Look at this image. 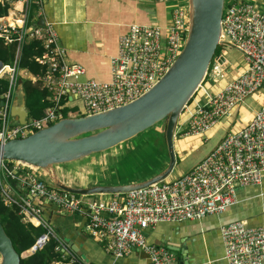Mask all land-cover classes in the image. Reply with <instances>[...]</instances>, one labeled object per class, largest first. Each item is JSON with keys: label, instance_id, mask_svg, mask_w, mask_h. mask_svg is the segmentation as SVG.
I'll return each instance as SVG.
<instances>
[{"label": "built area", "instance_id": "1", "mask_svg": "<svg viewBox=\"0 0 264 264\" xmlns=\"http://www.w3.org/2000/svg\"><path fill=\"white\" fill-rule=\"evenodd\" d=\"M4 1L9 4L7 16H11L13 23L0 19V38L4 44L16 42V55L11 64H4L0 70V78L8 81L6 92L0 96V143L26 137L55 123L64 118V109H76L74 116H87L134 101L148 92L176 59L189 26L188 4L173 7L166 25L130 23L119 37L116 55L109 59V80L99 81L85 77L82 65L67 61L53 23L42 18L43 24L37 22L44 0ZM33 4L37 10L31 19ZM221 38L241 50L247 66L220 91L194 106L183 126L184 135H204L246 98L264 92V3L229 0L224 4ZM30 39L40 40L45 51L34 57L42 67L41 74L27 72V79L47 91L48 106L42 116L28 114L19 123L10 115V107L22 81V69L18 67L20 47ZM219 59L216 56L211 61L205 79L216 81L224 76ZM80 77L85 80L79 81ZM263 175L264 94L259 109L242 129L228 132L207 155L174 179L112 194L109 199L83 202L82 195L50 184L40 168L0 159V200L6 206H17L23 223L45 229L31 251L42 249L50 237L58 242L56 250L61 257L53 264L88 263L54 231L44 216V204L62 212L84 213L85 228L96 240L106 242L105 248L113 257L136 249L146 255L150 264H177L168 247L147 241L145 230L158 223L221 215L237 202V186L259 185ZM220 234L227 264H264V226L232 221L220 227Z\"/></svg>", "mask_w": 264, "mask_h": 264}, {"label": "crops", "instance_id": "2", "mask_svg": "<svg viewBox=\"0 0 264 264\" xmlns=\"http://www.w3.org/2000/svg\"><path fill=\"white\" fill-rule=\"evenodd\" d=\"M249 1L255 4L264 3V0ZM187 4V0H44L37 22L41 23L40 18H42L45 22L53 23L59 37V44L66 50L67 61L82 65L86 71L85 77L107 81L110 78L109 59L116 55L119 37L127 30L130 23L156 22L159 24L160 21L162 23L160 25H166L169 22L167 15H170V9L177 5ZM7 18L8 16H4L0 19L6 21ZM224 48H221L216 56L224 57V61L221 62L224 76L220 79L226 78V80L208 87L206 84L208 79H204L183 109L177 121L175 138H173L175 160L177 161V157L182 162L184 157L190 153L184 144L185 139L198 141V138H201L208 141L209 138H213L214 142L208 149L199 152L189 165L179 169L171 179L187 172L228 132H237L242 129L260 107L263 91L246 98L234 112L222 117L204 135L198 137L182 133L183 126L194 106L220 91L227 82L243 72L247 66L242 53L235 49L240 52V58L243 60L240 63L241 67L228 75L231 65L222 52ZM28 75L25 70H22V79H27ZM17 90L18 93L14 95L13 100L21 103L22 87H18ZM200 144L195 143L196 150L203 146V143ZM93 155L71 163H64L67 167L66 172L57 171L54 167L55 172L62 181L71 186L113 185V182H104L103 177L98 176L96 164L100 163L101 159L91 157ZM92 163H95L94 166ZM167 163L168 156L160 155L159 168L155 172L145 178H133L115 184L132 183L152 177L164 169ZM88 166L95 174L87 178L89 171L86 170L85 177L76 176L77 172L80 174ZM235 192L237 202L221 215H209L200 220H186L179 223H158L145 230L147 241L156 245H164L166 248H173L176 261L181 260L188 264H227L223 255L220 227L232 221H244L249 225L264 226V175L259 185L237 186ZM95 196L98 200H105L111 198L112 194H95ZM44 213L65 245L69 247L68 241L75 245L81 255L74 253L88 264H150L146 255L136 249L122 257H113L105 248L106 242L96 240L85 228L86 217L82 212H62L53 206L44 204Z\"/></svg>", "mask_w": 264, "mask_h": 264}, {"label": "water", "instance_id": "3", "mask_svg": "<svg viewBox=\"0 0 264 264\" xmlns=\"http://www.w3.org/2000/svg\"><path fill=\"white\" fill-rule=\"evenodd\" d=\"M187 3L189 26L183 49L148 92L126 105L94 115L64 117L26 137L0 143V159L40 168L50 184L76 195L127 193L166 179L176 161L173 138L178 118L205 79L211 61L216 58V49L230 46L241 52L221 38L224 0H187ZM40 21L43 24L41 18ZM218 61H224V57ZM3 65L0 60V70ZM19 87H22L21 80ZM21 95V103L14 100L10 107V115L19 123H23L29 114L23 91ZM161 121H165L163 136L168 163L152 177L126 184L77 187L66 184L55 172V165L111 149ZM68 246L81 255L69 241ZM32 247L30 252H33ZM168 248L174 252L173 248ZM23 256L14 249L0 219V264H20ZM177 264L188 263L177 260Z\"/></svg>", "mask_w": 264, "mask_h": 264}, {"label": "trees", "instance_id": "4", "mask_svg": "<svg viewBox=\"0 0 264 264\" xmlns=\"http://www.w3.org/2000/svg\"><path fill=\"white\" fill-rule=\"evenodd\" d=\"M8 9L9 4L4 0H0V18L7 16ZM36 10L37 5L33 4L29 15L31 19L34 17ZM12 23L13 21L11 20V24ZM44 51L45 49L40 40H24L18 54V67L33 75L41 74L42 67L35 62L34 57L40 56ZM220 51L221 46H218L216 55L219 54ZM15 55L16 42L4 44V39L0 38V60L3 61L4 64H11L14 61ZM7 87L8 81L5 78H0V96L6 92ZM22 91L24 93L25 105L29 115L35 118L42 116L45 108L48 106V101L45 99L48 94L47 91L41 89L39 83H32L29 79H22ZM62 112L64 117H73L75 113L67 109L62 110ZM165 151L167 154L166 146ZM0 219L4 231L10 237L12 245L19 255L30 249L36 239L46 232L41 226L23 223L19 215L18 207L6 206L1 200ZM54 231L56 232L55 229ZM56 233L58 235V232ZM57 246L58 242L50 237L42 249L20 257V264H53L54 261L59 260L61 257V252L56 250Z\"/></svg>", "mask_w": 264, "mask_h": 264}, {"label": "rangeland", "instance_id": "5", "mask_svg": "<svg viewBox=\"0 0 264 264\" xmlns=\"http://www.w3.org/2000/svg\"><path fill=\"white\" fill-rule=\"evenodd\" d=\"M228 2L229 0H224V4ZM167 17L169 21L170 15L168 14ZM159 24L162 23L159 21ZM222 52L227 58L229 65H231L228 72V75H230L232 71H235L238 67H241L240 63L243 58H240V52L230 46H225ZM84 80V77L79 78V81ZM225 80L226 78L217 79V81L208 80L206 84L208 87H212ZM72 111L75 112L76 109ZM164 122L165 121H161L160 123L155 124L152 128H149L148 130L138 134L137 136L123 143H120L119 145L111 149L100 153H93L94 155L91 157L101 159L100 163L96 164L98 166V176L103 177L104 182L109 181L115 184L117 182H125L126 180L133 178H145L151 173L155 172L159 168L160 155L167 156L163 136ZM183 141L186 147H188V152L190 153L184 157V160L182 162H180V159L176 157L177 161L167 179H171V177H173L179 169H183L187 165H189V163L192 162V159L196 155H198L199 152H203L205 149H208L213 144L214 139L209 138L208 141H204L203 139L198 138V141H193L189 139H185ZM196 142L199 145H201L200 143H203V146H200L196 150ZM65 164L55 165L54 167L57 171L66 172L67 167ZM92 164L94 166L95 163ZM86 170L89 171V174H87V178L95 174V172H91V169L88 166L86 169H84V171H81L80 174L79 172H77L76 176L82 177L83 175V177H85ZM81 199L83 202H86L92 199L98 200V197H96L95 195H82ZM49 223L52 224L50 221Z\"/></svg>", "mask_w": 264, "mask_h": 264}, {"label": "clouds", "instance_id": "6", "mask_svg": "<svg viewBox=\"0 0 264 264\" xmlns=\"http://www.w3.org/2000/svg\"><path fill=\"white\" fill-rule=\"evenodd\" d=\"M194 96V95H193ZM192 99V98H191ZM33 246V245H32ZM29 250V251H28ZM26 252H24V253H22V254H24V256L25 255H27V254H30L29 252H30V249H28ZM31 253H33V252H31Z\"/></svg>", "mask_w": 264, "mask_h": 264}, {"label": "bare ground", "instance_id": "7", "mask_svg": "<svg viewBox=\"0 0 264 264\" xmlns=\"http://www.w3.org/2000/svg\"><path fill=\"white\" fill-rule=\"evenodd\" d=\"M18 7H19V5H18ZM6 20L9 21V22L11 23V20H12L11 16H8V18H7ZM19 23H20V22H19Z\"/></svg>", "mask_w": 264, "mask_h": 264}]
</instances>
